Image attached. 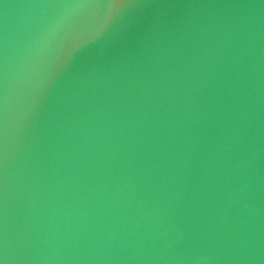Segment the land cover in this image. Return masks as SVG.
<instances>
[{
    "label": "water",
    "instance_id": "water-1",
    "mask_svg": "<svg viewBox=\"0 0 264 264\" xmlns=\"http://www.w3.org/2000/svg\"><path fill=\"white\" fill-rule=\"evenodd\" d=\"M0 264H264V0H0Z\"/></svg>",
    "mask_w": 264,
    "mask_h": 264
}]
</instances>
